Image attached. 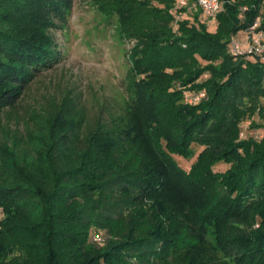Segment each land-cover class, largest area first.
Returning a JSON list of instances; mask_svg holds the SVG:
<instances>
[{
  "label": "trees",
  "instance_id": "trees-1",
  "mask_svg": "<svg viewBox=\"0 0 264 264\" xmlns=\"http://www.w3.org/2000/svg\"><path fill=\"white\" fill-rule=\"evenodd\" d=\"M91 1L134 42L128 106L93 122L70 92L18 110L73 0H0V264H264V133L241 136L264 130V58L230 48L264 32V0L214 20L196 0L182 18L177 0Z\"/></svg>",
  "mask_w": 264,
  "mask_h": 264
},
{
  "label": "rangeland",
  "instance_id": "rangeland-1",
  "mask_svg": "<svg viewBox=\"0 0 264 264\" xmlns=\"http://www.w3.org/2000/svg\"><path fill=\"white\" fill-rule=\"evenodd\" d=\"M60 60L53 69L44 71L28 89L18 108L23 112L39 107L52 99H60L70 92L85 106L90 121L105 113L122 112L129 104L127 51L134 42L124 43L116 37L115 30L106 17L100 14L91 0H73L63 30L53 32ZM238 39L246 43L247 35ZM108 115V114H107ZM250 121L243 124L246 135L260 139L263 131L249 129ZM196 154L201 148L194 146ZM181 167L189 169V162L176 157ZM219 165L216 170H224Z\"/></svg>",
  "mask_w": 264,
  "mask_h": 264
},
{
  "label": "built area",
  "instance_id": "built-area-1",
  "mask_svg": "<svg viewBox=\"0 0 264 264\" xmlns=\"http://www.w3.org/2000/svg\"><path fill=\"white\" fill-rule=\"evenodd\" d=\"M192 0H177L176 11H178V18L184 17L181 12L182 9H189ZM196 9H199L204 19L214 20L222 10V3L220 0H196L194 3ZM261 21L258 19L249 32H246L247 40L243 43L238 37H234L231 41V52L238 56L254 55L264 58V32L258 31L261 26ZM204 98V93L185 94V102L189 104L199 103ZM245 135L242 133L241 135ZM96 241L102 242L101 237H96Z\"/></svg>",
  "mask_w": 264,
  "mask_h": 264
},
{
  "label": "crops",
  "instance_id": "crops-1",
  "mask_svg": "<svg viewBox=\"0 0 264 264\" xmlns=\"http://www.w3.org/2000/svg\"><path fill=\"white\" fill-rule=\"evenodd\" d=\"M201 20H204L203 16L201 15Z\"/></svg>",
  "mask_w": 264,
  "mask_h": 264
}]
</instances>
